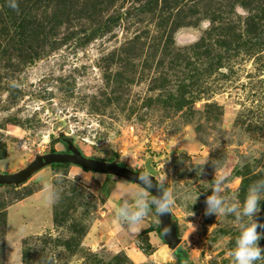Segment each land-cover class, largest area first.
<instances>
[{
  "label": "rangeland",
  "instance_id": "obj_1",
  "mask_svg": "<svg viewBox=\"0 0 264 264\" xmlns=\"http://www.w3.org/2000/svg\"><path fill=\"white\" fill-rule=\"evenodd\" d=\"M180 5L199 12L171 39L132 0L112 6L109 18L121 11V19L89 42L92 22L71 39L62 27L39 48L0 24V172L66 150L61 131L87 157L140 172L151 158L157 182L167 177L187 257L167 247L154 211L135 230L116 219L118 202L141 186L62 164L0 186V264H234L239 224L205 215V199L222 178L242 202L264 177V0ZM255 219L264 223V198ZM257 243L264 249V235Z\"/></svg>",
  "mask_w": 264,
  "mask_h": 264
},
{
  "label": "trees",
  "instance_id": "obj_2",
  "mask_svg": "<svg viewBox=\"0 0 264 264\" xmlns=\"http://www.w3.org/2000/svg\"><path fill=\"white\" fill-rule=\"evenodd\" d=\"M0 1L2 8L5 9V12H0V24L6 25L7 23L10 26L8 31L17 29L18 31L14 35H18L19 39H22L20 43L25 47L39 48L38 44H45V38L51 39L52 36L59 33L62 27L66 28L67 35L65 36L68 39L79 35L78 33L82 34L83 32L78 29L80 22L83 24L92 22V26L96 25L97 27L85 38L87 42L96 36L110 32L111 20L114 17L109 18L108 14L116 8L112 6H117V3L122 0H16V8L9 6V0ZM132 1L143 8H148L152 17L157 19L158 27L163 28L162 35H166L170 39L180 27L192 25L190 18L199 12L196 8L181 6L182 0ZM156 10L159 13L157 17H155ZM175 10L177 11L174 14ZM187 11L188 13H186ZM123 13L118 11L115 18L121 19ZM166 13H168L167 16L164 15ZM171 18L173 20L169 22ZM210 20L213 22L215 19L210 18ZM47 34H50V37H47ZM35 42L40 43L33 46ZM52 166H62V164H52ZM157 231L162 237L159 224H157Z\"/></svg>",
  "mask_w": 264,
  "mask_h": 264
},
{
  "label": "clouds",
  "instance_id": "obj_3",
  "mask_svg": "<svg viewBox=\"0 0 264 264\" xmlns=\"http://www.w3.org/2000/svg\"><path fill=\"white\" fill-rule=\"evenodd\" d=\"M9 6L16 8V0H9ZM159 175L160 173L155 169L151 168L150 170L147 167L138 173L136 182L141 187L133 193L131 202L124 200L116 209L117 220L127 223L129 228L135 230V227L152 211L158 217L162 213H172L174 205L173 194L170 190L161 187L167 178L166 176L161 177L160 184L157 183ZM153 180H155L162 191L159 195L149 197L148 189L153 187ZM44 187L46 198L52 199L55 194L49 190L47 183H45ZM211 190V194L207 195L205 199L206 208L204 214H215L217 217L231 214L235 222L239 224V232L235 237L234 247L230 252L234 264H255V262L264 258V249L258 246L257 243L261 236L264 235V233L258 232L257 228H264V223H258L255 219V214L260 211V203L262 198H264V177L249 185L242 202L237 198L236 194L229 195L225 193L222 178L213 181ZM198 196L190 195L188 198L196 202Z\"/></svg>",
  "mask_w": 264,
  "mask_h": 264
},
{
  "label": "water",
  "instance_id": "obj_4",
  "mask_svg": "<svg viewBox=\"0 0 264 264\" xmlns=\"http://www.w3.org/2000/svg\"><path fill=\"white\" fill-rule=\"evenodd\" d=\"M59 137L66 142L68 150L67 152L55 151L46 154H38L30 163H28L24 168L18 170L17 172H0V186L8 185L19 187L37 171L46 166H51L52 164H74L94 173L120 177L129 182L139 185L136 182V176L138 175V173H140V171L133 170L125 165H122L117 160L107 161L87 157L77 148V146L73 142L72 137H67V135L62 131L59 133ZM146 167L150 170L151 168L156 170V168L152 164L151 158L146 159L145 168ZM161 187L167 189L165 186L161 185ZM148 190L151 194L150 197H152L153 195H159L162 191L156 184L155 180H153V187ZM121 203L122 202H118L117 208ZM157 218L161 235L166 242L167 247L174 251L178 256L187 257V252L180 247L182 238L179 236L178 224L173 216V213H162L159 217L157 215Z\"/></svg>",
  "mask_w": 264,
  "mask_h": 264
},
{
  "label": "crops",
  "instance_id": "obj_5",
  "mask_svg": "<svg viewBox=\"0 0 264 264\" xmlns=\"http://www.w3.org/2000/svg\"><path fill=\"white\" fill-rule=\"evenodd\" d=\"M33 196V195H32ZM32 196L31 197H28L27 199H22L21 201H19L18 203H16L15 205H12L11 207H9V209H8V213H9V217H10V214H11V210H12V208H14V206L16 207L17 205H19V204H22V205H24V204H26L29 200H30V198H32ZM33 199V198H32ZM24 231H26V230H23V232ZM166 251L165 250H162L161 251V254H163L162 256L163 257H165V255H166Z\"/></svg>",
  "mask_w": 264,
  "mask_h": 264
},
{
  "label": "flooded vegetation",
  "instance_id": "obj_6",
  "mask_svg": "<svg viewBox=\"0 0 264 264\" xmlns=\"http://www.w3.org/2000/svg\"><path fill=\"white\" fill-rule=\"evenodd\" d=\"M63 143H64L65 145H67L66 142L63 141ZM67 151H68V150L66 149V150H64V151H62V152H67ZM150 195H151V194H150Z\"/></svg>",
  "mask_w": 264,
  "mask_h": 264
}]
</instances>
